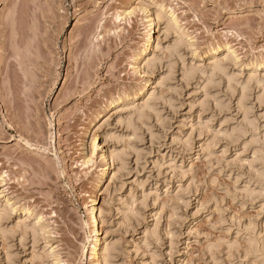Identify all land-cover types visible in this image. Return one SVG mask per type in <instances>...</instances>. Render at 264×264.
<instances>
[{"label":"rangeland","instance_id":"374dc122","mask_svg":"<svg viewBox=\"0 0 264 264\" xmlns=\"http://www.w3.org/2000/svg\"><path fill=\"white\" fill-rule=\"evenodd\" d=\"M20 1L0 0V264H96L94 245L264 264V0H28L26 19ZM145 9L164 20L135 73ZM8 199L43 218L38 242Z\"/></svg>","mask_w":264,"mask_h":264},{"label":"bare ground","instance_id":"6f19581e","mask_svg":"<svg viewBox=\"0 0 264 264\" xmlns=\"http://www.w3.org/2000/svg\"><path fill=\"white\" fill-rule=\"evenodd\" d=\"M20 2H21L20 3L21 4V8L24 11L23 14L21 13L20 17H21V19H23V18H25L26 14L28 12V7H29L28 5L29 4H28V0H21ZM149 12H150V10L145 9V13L147 14L146 15V19L148 21V25L147 26L150 29V33L146 37L143 49L139 50L138 53H135V55L132 57V60H131V65H132L135 73H139V72L140 73H143V72L152 73L153 72L152 68H153V64L155 62V59L154 58H147V56H148L150 50H152L153 48L158 47V45H159L158 43L155 44L156 40L154 39L153 30L155 29L156 26H158L160 21L164 20V15H163L161 10H158L157 12H153L154 14L149 13ZM131 14L132 13L128 12V16H130ZM10 22L14 23V18H11ZM175 24L178 25L179 21L174 15H172L171 18H167L166 19V27L167 28L174 29L175 26H176ZM12 27H13V25H12ZM25 31L28 32L27 30H25ZM25 31H24L23 34L25 36H28V33H26ZM181 43L182 42H181L180 37H179V38H176L174 40V42L172 43V45L170 46L171 50L175 54L179 51L178 49H179L180 45H182ZM228 52H229V54H231L230 51H228ZM233 54H234L235 57H238V55H236L235 53H233ZM263 63H264V61H263ZM213 71H215L216 73L217 72L223 73L224 75H226V77L228 75V79L227 80L229 81V83L236 82L237 79H238V78L237 79L235 78L236 76H234V74L233 75H229L227 67H225V65L222 64L219 61H214L213 62ZM215 72H213V73L215 74ZM147 81L149 82V80H147ZM252 81H253L252 80V76H250L247 79L246 83L241 85V87H242V89H241L242 95L241 96H242L243 99L246 98V93L248 92L249 88H251L249 85L252 83ZM144 88H146V87L140 88V90L138 92H136V95H139V94L143 93L145 91ZM100 114L101 113H98L96 115L95 119H97L100 116ZM115 158H118V153L111 152L109 157H108V161H109L110 165L112 163V160L115 159ZM89 161H90V159H88L87 161L85 160V163H88ZM4 182H6V178L4 176L0 177V183L4 184ZM8 203L12 204L14 206V208H16V209L19 208L23 212L24 219H22L21 222H23L26 225V229L25 230H26V232L29 231L31 233V235L33 236L34 242H38V237L41 236L43 233L46 234V232H47L46 231L47 228H45L46 224H45L43 218L40 215H38L36 213V211L34 209H32L31 207H28V206L21 207V206H19L17 204L16 201H13V200H10V199H8ZM7 214H5V215L8 216ZM30 217H36L37 221L36 222L35 221L32 222L30 220L31 219ZM98 221H99L98 212H96L95 207H93L92 208L91 223L94 226L93 232L95 234H97L98 231H99L98 230V226H97ZM105 246L99 247L98 245H94V247L92 248V254L96 258V264H100L104 260H105V262L107 264L106 253L109 251V249H107L108 246H107V248ZM53 250H55V249H53ZM58 263L60 264L61 262H58Z\"/></svg>","mask_w":264,"mask_h":264}]
</instances>
